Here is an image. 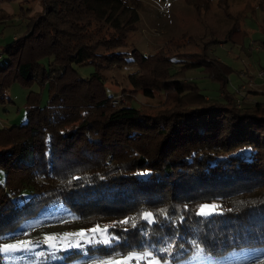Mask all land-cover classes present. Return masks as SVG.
<instances>
[{
  "label": "trees",
  "instance_id": "obj_1",
  "mask_svg": "<svg viewBox=\"0 0 264 264\" xmlns=\"http://www.w3.org/2000/svg\"><path fill=\"white\" fill-rule=\"evenodd\" d=\"M208 1L185 0L198 15ZM42 4L44 14L1 52L8 61L0 64V103L16 81L38 82L50 96L41 107L32 93L27 123L0 130L6 173L0 243L14 237L24 219L65 204L82 228L107 224L113 244L86 247L96 258L147 249L179 263L200 248L224 256L264 247V102L239 106L227 91L235 70L212 52L229 40L242 45L241 27L190 42L192 47L181 36L153 55L134 47L116 52L132 46L139 1ZM49 57L47 68L43 60ZM76 65H93L96 72L84 79ZM123 65L139 68L128 76L135 91L165 97L159 113H146L134 100L113 104L117 95H108L104 72ZM196 68L220 84V99L202 94L186 76ZM205 203L217 205L218 214L197 215ZM145 211L155 223L140 218ZM127 218L133 219L119 223ZM169 244L171 254L160 251Z\"/></svg>",
  "mask_w": 264,
  "mask_h": 264
},
{
  "label": "rangeland",
  "instance_id": "obj_2",
  "mask_svg": "<svg viewBox=\"0 0 264 264\" xmlns=\"http://www.w3.org/2000/svg\"><path fill=\"white\" fill-rule=\"evenodd\" d=\"M137 1L141 3L140 21L137 29L130 35L129 43L132 46L128 49H118L116 52H131L134 47L145 55H153L165 48L171 40L181 36H188L186 41L189 44L197 43L199 39H210L211 35L218 36L220 31L221 35H225L228 30L240 26L245 32L242 45L229 40L212 52L235 70V73L229 76L227 91L235 94L239 106L264 102V96L250 93L253 90L264 91V76H262L264 50L260 47L261 42L264 41V0H209L207 6L202 7L199 15L185 0ZM44 11L42 0H0V53L7 44L22 37L26 32L25 25L33 23L44 14ZM210 31L213 33L211 34ZM190 36L193 38L190 39ZM190 46L194 45L191 43ZM51 60V57L45 58L43 64L49 68ZM7 61L8 56L1 53L0 64L5 65ZM75 68L84 79L96 72L93 65H76ZM138 70L137 65H123L104 72L107 93L110 97L117 95L120 104L134 100L135 105L146 113L157 114L162 110L165 97H158V94H155L154 98H146L135 91L128 76ZM186 76L195 81L202 94L208 98L222 97L220 84L208 78L200 68L187 71ZM6 93L7 101L0 103V130L27 123L26 104L32 93L40 96L41 107L48 104L50 96L48 87L38 82L27 85L16 81L8 87ZM246 94L249 95L248 99ZM5 176V170L0 168L1 183L5 181ZM98 226L104 229L107 224ZM93 228H82L67 205H50L43 212L24 219L17 226L15 236L3 242L31 241L28 250L22 249L9 254L0 253V264H109L125 256L118 254L109 258L92 257L86 248L90 244L98 242L105 245L113 244L108 231L95 234L87 231ZM82 230L86 232L83 238L75 235ZM65 234L71 235L65 238ZM46 236L56 237L54 246L44 242ZM105 240L108 243H104ZM199 251L179 263L166 261L169 264H264V247L232 250L224 256H211L204 252L196 256ZM163 261L165 260H161V264ZM143 264H147V261Z\"/></svg>",
  "mask_w": 264,
  "mask_h": 264
},
{
  "label": "snow or ice",
  "instance_id": "obj_3",
  "mask_svg": "<svg viewBox=\"0 0 264 264\" xmlns=\"http://www.w3.org/2000/svg\"><path fill=\"white\" fill-rule=\"evenodd\" d=\"M217 209H218V206L215 204L200 205L197 211V215L211 216L214 214H218ZM160 214L165 215L166 209H160ZM140 218L146 222L155 223V217L153 213L151 212H147V211L142 212L140 214ZM131 219L133 218H127L123 221H120L119 223L127 225ZM132 227L135 228L136 224L133 223ZM87 231H91L94 234L97 232L106 233L108 231V228L106 227L104 229H100L99 226H97L96 228L89 229ZM68 235H71V234H65V238H67ZM75 235H79L81 238H83L86 235V232L82 230L81 232L76 233ZM55 240H56V237L46 236L44 242L48 243L49 246H54ZM104 243H108V241L105 240ZM31 244H32L31 241H24V240H16L15 243H0V253L9 254L13 252H18L22 249L28 250V247ZM172 247L173 246L169 244L167 247L160 249V251L171 254ZM197 247H199V245H197ZM203 252H204V249L200 248V251L196 253V256L202 255ZM193 259H195V257H193ZM144 261H147V264H161V258L157 257L155 252L147 250V249L140 251V252H136V251L130 252L126 254L122 259L118 261H111L109 262V264H133V262H135V264H143ZM163 264H169V262L165 260L163 261Z\"/></svg>",
  "mask_w": 264,
  "mask_h": 264
},
{
  "label": "built area",
  "instance_id": "obj_4",
  "mask_svg": "<svg viewBox=\"0 0 264 264\" xmlns=\"http://www.w3.org/2000/svg\"><path fill=\"white\" fill-rule=\"evenodd\" d=\"M262 76H264V73H262ZM120 102H121V101H120V98L118 97V98H115V99H114L113 104H114V105H118V104H120Z\"/></svg>",
  "mask_w": 264,
  "mask_h": 264
},
{
  "label": "crops",
  "instance_id": "obj_5",
  "mask_svg": "<svg viewBox=\"0 0 264 264\" xmlns=\"http://www.w3.org/2000/svg\"><path fill=\"white\" fill-rule=\"evenodd\" d=\"M255 91V90H254Z\"/></svg>",
  "mask_w": 264,
  "mask_h": 264
}]
</instances>
